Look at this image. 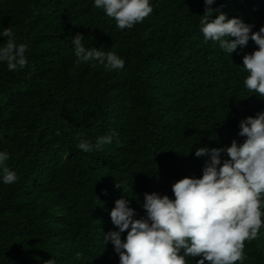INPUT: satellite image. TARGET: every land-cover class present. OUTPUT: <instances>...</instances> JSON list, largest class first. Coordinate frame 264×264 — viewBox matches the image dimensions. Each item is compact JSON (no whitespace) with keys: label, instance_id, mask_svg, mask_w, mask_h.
Instances as JSON below:
<instances>
[{"label":"trees","instance_id":"16d2710c","mask_svg":"<svg viewBox=\"0 0 264 264\" xmlns=\"http://www.w3.org/2000/svg\"><path fill=\"white\" fill-rule=\"evenodd\" d=\"M150 3V16L119 30L93 0H0V29L11 27L28 46L24 69L0 63V151L18 176L0 182V264H119L103 240L115 230L110 210L122 195L115 181L127 182L134 218H142L146 192L174 198V182L202 176L207 157L195 156L197 148L243 143L239 121L264 111L241 71L258 45L250 39L230 56L206 42L204 0ZM212 7L253 31L264 25V0ZM77 33L85 47L118 54L124 68L77 64ZM104 135L113 143L103 151L76 146ZM243 251V264H264V228Z\"/></svg>","mask_w":264,"mask_h":264},{"label":"clouds","instance_id":"9594fccd","mask_svg":"<svg viewBox=\"0 0 264 264\" xmlns=\"http://www.w3.org/2000/svg\"><path fill=\"white\" fill-rule=\"evenodd\" d=\"M214 2L204 0L199 21L204 40L218 44L230 56L250 39L258 45L243 56L241 71L247 74L243 79L247 92L264 98V25L253 31L254 25L214 9ZM93 6L114 19L119 30L131 29L153 12L150 0H93ZM0 36L6 37L0 43V63L10 72L24 69L28 46L17 43L11 27L0 29ZM83 39L80 33L72 39L77 64H99L108 71L124 68L118 54L85 47ZM113 135L99 136L95 143L78 138L76 146L85 153L103 151L113 143ZM238 135L245 137L243 143L234 139L230 146L197 148L195 156L207 157L202 176L174 182V198L146 192L142 218H134L127 182L115 181L122 193L110 210L115 230L104 233L103 240L105 245L112 243L119 264H189V259L196 264H243L245 241L256 239L264 228V111L240 120ZM223 152L227 159L222 160ZM8 159L9 154L0 151V182L5 185L18 180L6 165ZM48 264L56 261L51 258Z\"/></svg>","mask_w":264,"mask_h":264}]
</instances>
